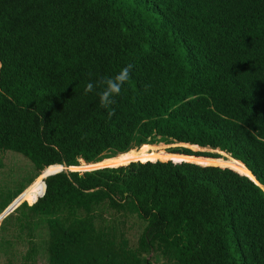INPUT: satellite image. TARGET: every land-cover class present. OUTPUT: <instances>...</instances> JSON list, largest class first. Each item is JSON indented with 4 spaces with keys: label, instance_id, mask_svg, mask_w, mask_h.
<instances>
[{
    "label": "trees",
    "instance_id": "obj_1",
    "mask_svg": "<svg viewBox=\"0 0 264 264\" xmlns=\"http://www.w3.org/2000/svg\"><path fill=\"white\" fill-rule=\"evenodd\" d=\"M0 64V150L54 170L6 216L29 237L7 264H39V229L44 264H264V0H0ZM128 64L108 109L84 93ZM158 143L229 157L73 169Z\"/></svg>",
    "mask_w": 264,
    "mask_h": 264
},
{
    "label": "rangeland",
    "instance_id": "obj_2",
    "mask_svg": "<svg viewBox=\"0 0 264 264\" xmlns=\"http://www.w3.org/2000/svg\"><path fill=\"white\" fill-rule=\"evenodd\" d=\"M174 146L188 147L192 149L193 151H201L205 153H216V154H219L222 158L229 157V155L223 151L220 152L219 150L210 149V148L205 149L201 147L200 148L199 147H196V148L189 147V146L182 145V143H179V144L178 143H170V144L158 143L156 146L154 145L152 150H149V152H155L161 157H165V156L167 157L168 155L165 154L164 156L161 153L168 152V149ZM134 150L140 151L138 153V156H139L140 153H142L143 151H146L147 149L145 150L141 149L142 150L141 151L140 148H134ZM115 160H133V159L131 156L130 157L124 156V153H120L112 158L104 159L98 163H87L81 159L80 165L77 167H74L73 169H78L80 171H83V170L92 168L88 166H91L94 164H108ZM221 167H228V166H221ZM61 168L62 167H58L55 170H60ZM65 170H68V169H65ZM53 171L44 169L41 171L39 175H37L38 173L34 170L31 162L26 157H24L23 155L17 152L11 151V150H5V151L0 150V210L6 205L8 201H10L8 205L0 213V217L2 214L5 213L4 214L5 216L0 218V264H7L9 261L10 262H20L22 260V256L24 255L28 247V240H29L26 228L24 226L21 228L20 225L18 226L17 224H15V222L13 221L11 217L6 218V216L9 215L10 213H11L10 215H13L12 211L19 205L21 201H23L27 193L30 190H32L34 186H36L39 183H42L45 175ZM20 190L22 191L18 195H16ZM10 206L11 207L16 206V207L12 209L11 211H9L8 208ZM36 233H41V236L34 235L33 237L34 240L38 243V247H39L36 262L39 264H44L46 262L45 233L43 229L37 230ZM137 233H138L137 227L129 228L126 231L127 237L130 239L131 244H134L136 242ZM151 259L154 263H160L162 261V258L158 256L157 254H153L151 256Z\"/></svg>",
    "mask_w": 264,
    "mask_h": 264
},
{
    "label": "clouds",
    "instance_id": "obj_3",
    "mask_svg": "<svg viewBox=\"0 0 264 264\" xmlns=\"http://www.w3.org/2000/svg\"><path fill=\"white\" fill-rule=\"evenodd\" d=\"M0 68H2V64H0ZM132 68L133 65L128 64L120 69L114 76L101 77L95 82L89 81L84 88V93L88 94L95 92L99 97L100 107L108 109L115 103L114 97L121 94L123 86L129 81ZM113 114L114 110L108 112L109 117Z\"/></svg>",
    "mask_w": 264,
    "mask_h": 264
},
{
    "label": "bare ground",
    "instance_id": "obj_4",
    "mask_svg": "<svg viewBox=\"0 0 264 264\" xmlns=\"http://www.w3.org/2000/svg\"><path fill=\"white\" fill-rule=\"evenodd\" d=\"M182 145H185V146H189V147H199L198 145H193V144H188V143H182ZM156 146V145H155ZM154 147V145L153 144H144V145H142L141 147H140V150L141 149H143V150H145V149H147V150H151L152 148ZM200 148V147H199ZM205 149H209V148H205ZM216 150H218V149H216ZM142 151V150H141ZM220 151V150H219ZM140 151H137V150H134V149H131V150H129L127 153L126 152H124V156H126V157H132V159H136L137 157H138V153H139ZM220 152H222V151H220ZM236 162L237 163H239L241 166H243L244 167V165L241 163V162H239V161H237L236 160Z\"/></svg>",
    "mask_w": 264,
    "mask_h": 264
},
{
    "label": "water",
    "instance_id": "obj_5",
    "mask_svg": "<svg viewBox=\"0 0 264 264\" xmlns=\"http://www.w3.org/2000/svg\"><path fill=\"white\" fill-rule=\"evenodd\" d=\"M126 164H127V163H126ZM61 167H62V168H61L60 170H65V169H68V170H69V168L66 167V166H61ZM84 171H85V170H84ZM49 174H51V173H49ZM49 174H47V175H49ZM241 174H242V173H241ZM47 175H45V177H46ZM243 175H245V174H243ZM246 176H247V175H246ZM248 177H249V176H248ZM249 178L252 179L255 183H257V182L255 181L254 177H253V178L249 177ZM21 202H22V201H21ZM21 202H20V203H21ZM20 203H19V204H20ZM13 204H14V203H13ZM13 204H12V205H13ZM12 205H11V206H12ZM11 206L8 208L9 211H11L12 209H14L17 205H16V206H13V207H11ZM3 216H5V215L2 214L0 218H2Z\"/></svg>",
    "mask_w": 264,
    "mask_h": 264
},
{
    "label": "crops",
    "instance_id": "obj_6",
    "mask_svg": "<svg viewBox=\"0 0 264 264\" xmlns=\"http://www.w3.org/2000/svg\"><path fill=\"white\" fill-rule=\"evenodd\" d=\"M5 214V213H4Z\"/></svg>",
    "mask_w": 264,
    "mask_h": 264
}]
</instances>
